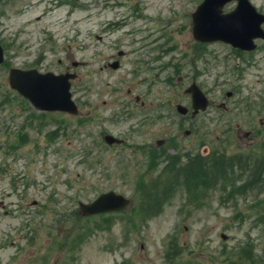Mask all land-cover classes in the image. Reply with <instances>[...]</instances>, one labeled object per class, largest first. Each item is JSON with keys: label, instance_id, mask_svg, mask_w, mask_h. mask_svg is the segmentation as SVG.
<instances>
[{"label": "rangeland", "instance_id": "rangeland-1", "mask_svg": "<svg viewBox=\"0 0 264 264\" xmlns=\"http://www.w3.org/2000/svg\"><path fill=\"white\" fill-rule=\"evenodd\" d=\"M202 1L0 0V264H264V165L244 163L264 154V47L197 41ZM12 67L77 73L78 112L36 109ZM193 81L212 103L195 117ZM111 190L131 202L80 212Z\"/></svg>", "mask_w": 264, "mask_h": 264}, {"label": "water", "instance_id": "water-1", "mask_svg": "<svg viewBox=\"0 0 264 264\" xmlns=\"http://www.w3.org/2000/svg\"><path fill=\"white\" fill-rule=\"evenodd\" d=\"M231 0H204L194 17V35L198 40L216 41L222 40L243 49H254V39L264 36L261 24L264 16L258 13L249 0H238L237 8L230 13H223V6ZM4 60V51L0 45V64ZM118 67V63L114 64ZM75 74L56 75L53 72L45 74L37 70L12 69L10 82L23 95L28 97L33 104L41 110H63L72 113L78 112V107L72 100L70 93L71 78ZM189 91L193 94L195 113L200 108L206 109L208 100L202 90L193 84ZM183 113L187 108L179 106ZM108 141L117 140L107 136ZM119 141V140H117ZM129 200L123 195L109 192L101 195L90 204H82L83 213H97L123 208Z\"/></svg>", "mask_w": 264, "mask_h": 264}, {"label": "flooded vegetation", "instance_id": "flooded-vegetation-1", "mask_svg": "<svg viewBox=\"0 0 264 264\" xmlns=\"http://www.w3.org/2000/svg\"><path fill=\"white\" fill-rule=\"evenodd\" d=\"M144 47H145V45L143 44V45H142V48L145 49Z\"/></svg>", "mask_w": 264, "mask_h": 264}, {"label": "trees", "instance_id": "trees-1", "mask_svg": "<svg viewBox=\"0 0 264 264\" xmlns=\"http://www.w3.org/2000/svg\"><path fill=\"white\" fill-rule=\"evenodd\" d=\"M245 248V247H244Z\"/></svg>", "mask_w": 264, "mask_h": 264}]
</instances>
